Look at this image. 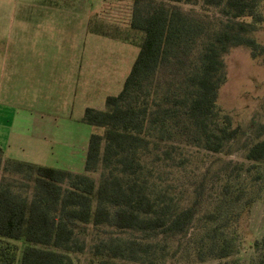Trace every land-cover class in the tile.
<instances>
[{
  "label": "trees",
  "instance_id": "1",
  "mask_svg": "<svg viewBox=\"0 0 264 264\" xmlns=\"http://www.w3.org/2000/svg\"><path fill=\"white\" fill-rule=\"evenodd\" d=\"M261 1L132 0L128 35L109 38L131 43L135 37L138 53L121 90L105 97L104 110L84 109L82 121L91 128L84 174L3 161L0 148V264H74L72 255L83 249L76 234L87 226L112 231L93 246L90 264H165L175 256L173 239L188 235L198 242L196 262L236 264L231 228L259 193L229 182L211 210L198 216L194 206L176 209L167 193L142 178L143 156L152 138L166 140L169 127L183 121L195 130V146L210 153L238 136L240 128L228 117L212 127L224 81L222 56L240 46L253 58L261 54L249 37L261 21ZM198 4L225 19L221 28L205 27L181 7ZM166 71L174 81L159 93L158 75ZM245 160L252 167L264 161V139L248 148ZM92 173L99 174L97 184ZM194 222L203 231L192 238Z\"/></svg>",
  "mask_w": 264,
  "mask_h": 264
},
{
  "label": "rangeland",
  "instance_id": "2",
  "mask_svg": "<svg viewBox=\"0 0 264 264\" xmlns=\"http://www.w3.org/2000/svg\"><path fill=\"white\" fill-rule=\"evenodd\" d=\"M78 1L73 3L77 4L73 6V53L78 52L82 61L73 93V122L67 121L62 129L66 135L71 131V136L64 137L61 132L63 137L57 135L52 141L73 142V171L82 175L91 128L80 119L81 113L90 106L104 110L105 97L121 90L138 48L134 45L135 37H130L131 43H128L106 36H89L86 32L93 30L108 36H127L132 0H107L102 9L92 11L97 13L94 17L97 24L94 25L88 23L89 6ZM181 7L184 12L193 11L205 27L219 29L225 22L214 10H205L200 4ZM259 13L261 21L255 24L249 37L261 46V54L253 58L249 48L240 46L222 56L224 81L217 93L218 117L212 127L228 117L232 127L240 128L238 136L226 143L219 153H210L195 146V130L183 121L176 128L169 127L171 133L169 136V131L164 134L169 137L166 140L157 142L152 138L143 156L146 177L142 178L150 189L167 193L174 200L176 209L194 206L198 216L211 210L223 185L229 182L235 188L259 193L248 215L242 216L236 227L231 228L235 251L230 260L236 264H264V161L252 167L245 160L248 148L264 139V0L260 3ZM244 22L250 24L252 21L245 19ZM172 80L171 72H160L159 93L164 92L166 83ZM11 118V110L0 106V148L5 144ZM32 124L35 126V122ZM59 157V154H47L41 164L51 168L61 166ZM89 177L98 183L99 174L92 173ZM255 177H259L257 181H253ZM202 226L194 222L189 232L192 238L203 231ZM110 232L106 228L87 226L82 234L77 233L76 238L83 249L72 255L74 264H90L93 246L109 237L105 233ZM197 243L195 239L190 241L189 235L184 239H173L171 245L176 251L175 256L165 264H217L213 259L203 263L194 260L193 250Z\"/></svg>",
  "mask_w": 264,
  "mask_h": 264
},
{
  "label": "crops",
  "instance_id": "3",
  "mask_svg": "<svg viewBox=\"0 0 264 264\" xmlns=\"http://www.w3.org/2000/svg\"><path fill=\"white\" fill-rule=\"evenodd\" d=\"M77 1L0 0V106L12 113L1 148L3 161L42 166L47 154H59L62 164L56 169L81 173L73 171V142L52 141L57 135L71 136L62 129L67 121L73 122V93L82 61L78 52L73 53ZM78 3L89 6L88 23L94 25L97 13L92 11L102 9L107 0ZM86 32L109 38L98 31Z\"/></svg>",
  "mask_w": 264,
  "mask_h": 264
}]
</instances>
